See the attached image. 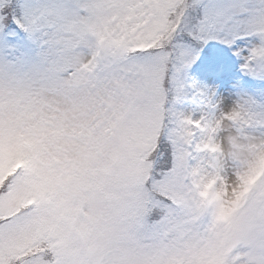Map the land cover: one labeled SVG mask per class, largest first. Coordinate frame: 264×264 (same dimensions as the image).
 Listing matches in <instances>:
<instances>
[{
	"label": "snow or ice",
	"instance_id": "snow-or-ice-1",
	"mask_svg": "<svg viewBox=\"0 0 264 264\" xmlns=\"http://www.w3.org/2000/svg\"><path fill=\"white\" fill-rule=\"evenodd\" d=\"M255 81L264 0H0V264H264Z\"/></svg>",
	"mask_w": 264,
	"mask_h": 264
},
{
	"label": "rangeland",
	"instance_id": "rangeland-1",
	"mask_svg": "<svg viewBox=\"0 0 264 264\" xmlns=\"http://www.w3.org/2000/svg\"><path fill=\"white\" fill-rule=\"evenodd\" d=\"M194 75H196V73L194 72L193 73ZM234 74L236 76H239V77H243V73L240 71V61L239 60H236L235 61V64H234ZM196 79H198L201 83H204V79L202 76L200 75H196ZM245 79L251 81L252 78L251 77H245ZM261 88H264V81H255L254 84H252L250 87H249V91H258L259 89ZM185 108L187 109H196V108H199V107H202V104L201 102H196V103H193L191 101H187L184 105Z\"/></svg>",
	"mask_w": 264,
	"mask_h": 264
},
{
	"label": "bare ground",
	"instance_id": "bare-ground-1",
	"mask_svg": "<svg viewBox=\"0 0 264 264\" xmlns=\"http://www.w3.org/2000/svg\"><path fill=\"white\" fill-rule=\"evenodd\" d=\"M222 94H226V93H222Z\"/></svg>",
	"mask_w": 264,
	"mask_h": 264
}]
</instances>
